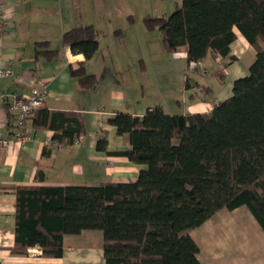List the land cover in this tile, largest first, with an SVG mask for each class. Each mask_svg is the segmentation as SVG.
I'll use <instances>...</instances> for the list:
<instances>
[{"label": "trees", "instance_id": "1", "mask_svg": "<svg viewBox=\"0 0 264 264\" xmlns=\"http://www.w3.org/2000/svg\"><path fill=\"white\" fill-rule=\"evenodd\" d=\"M144 21L161 32L168 52L187 46L188 65L212 53L235 58L237 31L256 57L232 95L211 111L169 114L155 105L143 116L117 111L109 119L132 148L108 150L105 134L97 148L146 164L136 181L18 186V252L39 244L43 256L62 258L66 235L101 230L105 264H202L191 231L220 210L243 205L264 231V0H181L171 14ZM63 44L85 56L71 66L72 76L82 88H96L99 78L87 72V62L99 49L97 28H72ZM38 55L52 59L59 52L38 49ZM215 74L225 80L224 71ZM75 133L58 129L53 139L73 143Z\"/></svg>", "mask_w": 264, "mask_h": 264}, {"label": "crops", "instance_id": "2", "mask_svg": "<svg viewBox=\"0 0 264 264\" xmlns=\"http://www.w3.org/2000/svg\"><path fill=\"white\" fill-rule=\"evenodd\" d=\"M9 25L0 30V69L11 70L0 75V140L12 139L15 123L10 108L12 96L20 91L28 95L40 80L46 82L49 94L44 106L35 110L26 123L28 138L12 140L8 147L0 141V264H105L104 249L82 247L65 236L64 256L45 257L39 244L25 251L16 250V188L21 185H98L102 182L136 181L146 164L135 163L125 155L109 154L97 148L105 134L108 150L132 148L128 134H118L110 124L117 111L143 116L148 108L160 105L166 113V102L145 99L143 81L129 74L130 65L143 63L146 54L162 58L172 65L187 60V46L174 53L163 54L164 46L147 45L136 55L120 49L116 40L142 38L156 34L158 29H148L147 15L166 16L179 4L178 0H2ZM94 25L99 31V49L87 62V72L96 74L99 84L84 89L78 78L71 74V66L78 67L85 60L82 53H75L63 44V34L75 27ZM120 31V32H117ZM48 41L38 48L37 42ZM264 46V45H263ZM40 51L57 50L59 56L48 58ZM232 55L224 57L209 54L198 65H223L218 70H205L215 76L222 70L225 80L208 90H202L197 80L185 86L182 102L185 111L208 112L233 93L234 81L249 73L256 57L255 48L237 31L231 44ZM165 51V49H164ZM188 65V64H187ZM197 67V68H196ZM231 75V80H227ZM190 78V76H188ZM218 77V76H217ZM229 79V78H228ZM229 81V82H228ZM197 83V84H196ZM175 100H172V104ZM181 101L176 102L178 105ZM179 106V105H178ZM58 129L75 131L73 143L53 139ZM79 140V142H77ZM193 231V230H192ZM191 231V232H192ZM101 238V235H98ZM200 246V245H199ZM201 251V247H200ZM200 254V253H199ZM199 257V255H198ZM202 264L204 261L199 257ZM229 259L214 257L213 264H230Z\"/></svg>", "mask_w": 264, "mask_h": 264}, {"label": "rangeland", "instance_id": "3", "mask_svg": "<svg viewBox=\"0 0 264 264\" xmlns=\"http://www.w3.org/2000/svg\"><path fill=\"white\" fill-rule=\"evenodd\" d=\"M178 2L180 4L181 0ZM116 42L119 48L114 50L115 57L122 53L120 49L125 50L126 53L130 50L129 54L136 52L139 56L138 52L147 45L154 47L161 42L158 46H164L162 34L158 31L156 34L142 38L134 37L126 40L123 38L121 42L118 38ZM164 49L161 51L163 54L174 53ZM187 64L186 60L172 65L168 60L152 58L146 54L145 61L135 63V69L130 65L128 73L136 75L143 81L146 100L156 102L160 98L166 102V110L170 112L169 114H182L186 110L182 102V94L187 77L190 76V81L197 80L200 84L217 88L221 84L219 77L206 75L205 70L217 71L223 66L213 62L212 65H198V69H195L194 66L190 68ZM228 78L227 80L230 81L231 75ZM172 100H175V104H172ZM177 100L181 101L179 106L176 104ZM98 235H101V238ZM191 235L201 247L199 257L204 264H213L216 255L222 259H229L230 264H264V231L245 205L234 210L226 208L220 210L204 224L195 228ZM71 239L82 247L96 248L103 246L104 242L101 230H85L83 235H73Z\"/></svg>", "mask_w": 264, "mask_h": 264}, {"label": "built area", "instance_id": "4", "mask_svg": "<svg viewBox=\"0 0 264 264\" xmlns=\"http://www.w3.org/2000/svg\"><path fill=\"white\" fill-rule=\"evenodd\" d=\"M9 23L10 21L6 16L4 3L0 0V30L6 28ZM11 73V70L0 69V75H8ZM48 94L49 90L47 84L43 80H40L36 86L32 87L28 95H25L20 91L13 94L10 108L14 118L15 132L12 135V139L0 140L3 146L8 147L13 139L22 141L28 138V132L26 130L27 120L35 109L44 106ZM77 142H79V140Z\"/></svg>", "mask_w": 264, "mask_h": 264}]
</instances>
